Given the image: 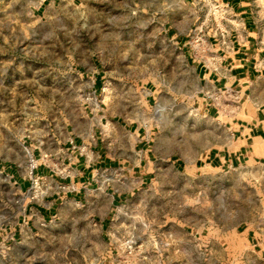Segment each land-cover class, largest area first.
Wrapping results in <instances>:
<instances>
[{"label": "rangeland", "instance_id": "rangeland-1", "mask_svg": "<svg viewBox=\"0 0 264 264\" xmlns=\"http://www.w3.org/2000/svg\"><path fill=\"white\" fill-rule=\"evenodd\" d=\"M251 1L264 16V0ZM184 3L199 1L173 7ZM139 5L157 6L0 0V157L28 183L11 186L0 165V264H264L246 238L264 231V167L196 166L215 124L199 111L193 65L154 40ZM196 29L186 50L197 60ZM96 66L111 84L97 93ZM101 141L112 167L97 160ZM35 148L48 171L38 185Z\"/></svg>", "mask_w": 264, "mask_h": 264}, {"label": "crops", "instance_id": "crops-1", "mask_svg": "<svg viewBox=\"0 0 264 264\" xmlns=\"http://www.w3.org/2000/svg\"><path fill=\"white\" fill-rule=\"evenodd\" d=\"M47 1L56 4L66 0ZM79 1L69 0V3L77 6ZM198 1L197 5L184 3L182 8L174 9L173 0H154L157 5L154 9L141 8V5L137 8L151 17L150 24L155 26L151 35L154 40L167 41L172 48L176 45L186 62L193 65L199 85V111L204 119L215 124L213 141L196 166L233 172L264 167V16L258 14L251 0ZM195 27H199L206 41L205 51L197 60L186 50ZM103 74L97 66L87 74L95 93L111 87L104 81L106 75ZM183 85L188 88L184 80ZM132 88L136 89V85ZM207 93L220 96L219 102L206 99ZM141 131L139 128L137 132L138 144L144 147L146 141L141 138ZM75 138L77 143L83 139L79 135ZM72 139L70 137L71 144L74 143ZM97 148L99 145L95 148L98 162L112 167L114 159L104 141H101L100 150ZM31 150L28 156H45L38 148ZM0 165L9 172L11 186L25 189L28 183L20 176L19 165L15 167L9 158L4 161L1 157ZM85 170L89 173L90 167L85 166ZM36 172L40 179L48 174L42 167ZM119 198L114 196L113 201L120 202ZM36 209L43 215L41 208ZM246 238L264 260V231L249 228Z\"/></svg>", "mask_w": 264, "mask_h": 264}, {"label": "built area", "instance_id": "built-area-1", "mask_svg": "<svg viewBox=\"0 0 264 264\" xmlns=\"http://www.w3.org/2000/svg\"><path fill=\"white\" fill-rule=\"evenodd\" d=\"M195 36H194V39L196 40V42L199 44L200 42H203L204 43V40L202 39V36H201V33L199 31V29H196L193 33ZM199 45H197L196 47H198ZM236 100H238V97H234ZM206 99L208 100H212V102H216L218 103L219 100H220V96H215V95H212L210 93H207L206 94ZM39 167V163L36 161V159L31 156L30 157V168H31V175L35 176V171L38 169ZM35 179H32L35 183H39V180L40 178L39 177H34Z\"/></svg>", "mask_w": 264, "mask_h": 264}]
</instances>
